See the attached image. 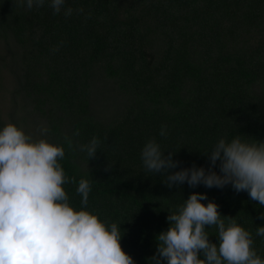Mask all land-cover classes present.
Returning <instances> with one entry per match:
<instances>
[{"label":"trees","instance_id":"1","mask_svg":"<svg viewBox=\"0 0 264 264\" xmlns=\"http://www.w3.org/2000/svg\"><path fill=\"white\" fill-rule=\"evenodd\" d=\"M65 7L71 16L47 3L29 10L0 0V130L13 123L62 145L59 162L75 177L64 185L70 205L81 210L76 188L88 179L84 210L120 227L135 264H155L167 217L193 193L219 205L226 225L229 217L249 231L264 259V237L256 235L264 206L246 191L169 188L167 174L149 173L141 159L155 139L180 161L169 173L207 171L204 153L219 139L264 142V0H65ZM41 126L50 129L46 137ZM93 137L100 146L89 159L79 145ZM212 170L220 174L219 161ZM206 232L219 243L216 226Z\"/></svg>","mask_w":264,"mask_h":264},{"label":"clouds","instance_id":"2","mask_svg":"<svg viewBox=\"0 0 264 264\" xmlns=\"http://www.w3.org/2000/svg\"><path fill=\"white\" fill-rule=\"evenodd\" d=\"M13 2L29 10L47 3L54 14L63 11L65 16L74 12L65 7V0ZM75 11L83 13L84 9ZM39 132L46 137L50 129L41 126ZM160 135H166V126H162ZM64 139L72 148L73 140L68 136ZM99 146V139L93 137L79 145V150L90 159ZM173 154L166 156L160 144L150 139L141 159L149 173L167 174L169 188L185 182L190 187L202 184L220 189L231 184L237 193L246 191L252 201L264 206V142H247L240 135L230 141L219 139L204 153L210 161L207 171L193 165L169 173L180 164L173 160ZM64 156L62 145L33 139L13 123L0 130V264H135L121 247L120 227L84 210L91 191L88 179H80L76 188L82 198L81 210L70 205L64 185L75 182V177L65 175L59 162ZM218 161L220 174L212 170ZM206 199V194L193 193L167 217L170 227L158 236L157 255L152 257L155 264L161 259L167 264H264L253 247L251 233L229 217H225L229 221L226 225L219 205L201 203ZM260 219H264V213ZM206 226L217 227L218 244L210 242ZM256 235L264 237V227H257Z\"/></svg>","mask_w":264,"mask_h":264}]
</instances>
